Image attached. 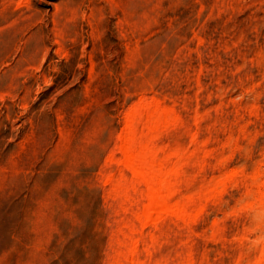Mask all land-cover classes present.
Here are the masks:
<instances>
[{
	"label": "rangeland",
	"instance_id": "rangeland-1",
	"mask_svg": "<svg viewBox=\"0 0 264 264\" xmlns=\"http://www.w3.org/2000/svg\"><path fill=\"white\" fill-rule=\"evenodd\" d=\"M0 264H264V0H0Z\"/></svg>",
	"mask_w": 264,
	"mask_h": 264
},
{
	"label": "bare ground",
	"instance_id": "bare-ground-1",
	"mask_svg": "<svg viewBox=\"0 0 264 264\" xmlns=\"http://www.w3.org/2000/svg\"><path fill=\"white\" fill-rule=\"evenodd\" d=\"M163 200V199H162ZM160 202V196L158 193H153V204H158Z\"/></svg>",
	"mask_w": 264,
	"mask_h": 264
}]
</instances>
